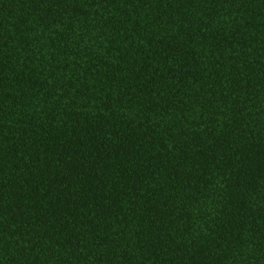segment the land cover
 <instances>
[{"label": "trees", "instance_id": "16d2710c", "mask_svg": "<svg viewBox=\"0 0 264 264\" xmlns=\"http://www.w3.org/2000/svg\"><path fill=\"white\" fill-rule=\"evenodd\" d=\"M0 264H264V0H0Z\"/></svg>", "mask_w": 264, "mask_h": 264}]
</instances>
